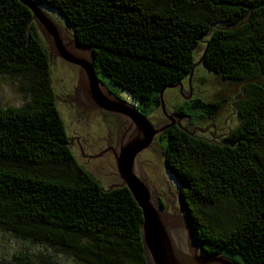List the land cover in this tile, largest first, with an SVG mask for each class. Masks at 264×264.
<instances>
[{
	"label": "trees",
	"instance_id": "trees-1",
	"mask_svg": "<svg viewBox=\"0 0 264 264\" xmlns=\"http://www.w3.org/2000/svg\"><path fill=\"white\" fill-rule=\"evenodd\" d=\"M34 1L91 49L96 73L144 105L159 106L162 87L202 55L208 71L243 84L238 122L219 142L173 126L161 153L201 251L264 264V0ZM0 73L33 83L31 102L0 107V227L82 264H149L129 190L104 188L67 144L47 48L18 0H0ZM225 101L196 97L191 108L212 120Z\"/></svg>",
	"mask_w": 264,
	"mask_h": 264
},
{
	"label": "rangeland",
	"instance_id": "rangeland-1",
	"mask_svg": "<svg viewBox=\"0 0 264 264\" xmlns=\"http://www.w3.org/2000/svg\"><path fill=\"white\" fill-rule=\"evenodd\" d=\"M41 8L48 19L52 20V24L63 36L64 43L73 40L69 27L65 24L58 12L49 9L46 6L34 1ZM37 32L41 36L44 45L48 51L49 70L51 86L56 96V105L58 111L63 118L68 135L70 138L74 135V130L84 128L88 136L97 138L101 136L100 127L110 124L114 117L110 114L106 115H85L83 109L75 108L73 102H70V95L77 84L78 71L75 67L64 62L60 58L51 53L49 41L39 24L32 18ZM46 38V39H45ZM196 57L199 53H195ZM98 83L105 88H110L109 92L112 96L125 102L127 105L134 107L138 113L146 118L155 128L164 126L166 120L169 121L171 116L170 109L180 108L186 117L178 118L177 122L181 126H185L196 135L203 136L211 141L219 142L227 131L235 126L238 122L234 102L242 97L243 84L225 81L216 74L208 71L203 65H197L193 70V74L188 83V77L181 81L182 87L177 88V101L171 100L173 93L172 88H168L163 92V107L161 105H144L135 100L127 91L119 89L111 83L106 75L100 70L97 71ZM31 77L23 74H6L0 73V107L7 108L22 107L31 102ZM196 97L202 100H212L218 97H224L226 101L222 104L219 111L214 115L212 120L201 119L199 111L192 110L191 100ZM73 101V100H71ZM73 104V107H70ZM160 113L165 117L164 122L157 120L152 123L151 113ZM166 115V116H165ZM179 115V114H177ZM180 119V121H179ZM183 119V120H182ZM114 129V127H113ZM112 129V132L114 131ZM80 131V130H79ZM163 133V132H162ZM74 139V138H73ZM95 143H99L94 139ZM166 139L156 136L152 150L138 155L139 172L142 174L160 204L162 211L174 216H184L178 199V184L175 178L167 171L163 162V154L161 148L165 145ZM76 160L83 165L92 176H94L104 188L112 187L118 183L112 172L116 173L115 165H104L102 168V160H95L89 163L83 161L80 157L77 147L69 144ZM54 172L61 169L58 165H49ZM235 261L243 264L239 257L235 256ZM0 264H82L78 262L72 253L60 246L51 245L50 243L41 241H33L30 238H22L16 236L13 232L6 228L0 227Z\"/></svg>",
	"mask_w": 264,
	"mask_h": 264
},
{
	"label": "water",
	"instance_id": "water-1",
	"mask_svg": "<svg viewBox=\"0 0 264 264\" xmlns=\"http://www.w3.org/2000/svg\"><path fill=\"white\" fill-rule=\"evenodd\" d=\"M31 13L32 18L41 25L51 49V53L64 62L78 67V80L74 91H79L83 97L93 105L92 111H85V115H106L109 113H98V111H111L126 116L133 130L125 142V147L115 156V169L118 185L125 186L137 206L141 210L142 222L140 227L144 253L149 264H239L234 259L219 253L204 254L193 234L191 223L185 214L180 196L177 194L181 211L184 216H174L162 211V204L156 197L142 174L139 172L138 155L152 150L156 136L164 132L170 125L155 128L150 122L142 117L138 111L125 102L114 97L118 103L105 100L97 87L98 77L93 66V52L73 37L69 43L68 39L55 29L52 20L48 19L34 0H18ZM39 4L41 2L37 1ZM66 24V23H65ZM67 25V24H66ZM46 39V38H45ZM203 56V55H202ZM202 56L191 66L188 73V83L194 68L202 61ZM181 88V81L169 84L159 91V105L163 107V92L166 88ZM80 96V95H79ZM75 108H79L74 106ZM81 109V108H79ZM111 115V114H110ZM178 128L187 131L185 126L179 122L174 123ZM190 134L194 132L190 131ZM69 144V141H67Z\"/></svg>",
	"mask_w": 264,
	"mask_h": 264
},
{
	"label": "flooded vegetation",
	"instance_id": "flooded-vegetation-1",
	"mask_svg": "<svg viewBox=\"0 0 264 264\" xmlns=\"http://www.w3.org/2000/svg\"><path fill=\"white\" fill-rule=\"evenodd\" d=\"M71 66L75 67L79 73L77 66H75V65H71ZM97 87L99 89L101 96L105 100H107L111 103H117V104L119 103L120 104V102L117 101L116 99H114L112 94L109 92L108 89H110V88H108V86H107V88H105L103 85L98 84ZM166 89H168V88H166ZM172 89H173V93L171 96V100L176 99V101H177V88H172ZM110 90L113 91L112 89H110ZM69 97H70V102H73V104L75 106H77L81 109L87 110V111L93 110V105H91L83 97V95L79 91H74V89H73L72 94ZM55 98H56V96H55ZM71 100H73V101H71ZM73 104H70V107H73L74 106ZM179 109L180 108H175V107L170 109L169 113L171 112V116H169L170 117L169 121H167L165 119V117L163 115H161L159 112L158 113L152 112L151 113L152 123L155 124V122L157 120H159L160 122H164L166 120V122L164 123L165 125L172 124L171 127L167 128L166 130L172 128L173 126H176L174 123L177 122L178 118L181 119V117H184L181 114L182 110H179ZM102 110L103 111L99 110L98 113H104V112L109 113L114 118L110 124H105V120L102 122L103 126L100 127L101 136L94 138V139H97L99 141V143H95L93 137L88 136V133L84 128L79 129L80 131L78 129L74 130L73 131L74 135H72L71 138L68 135V141H69V144L74 143V145L77 147V150H78L80 157L83 159L84 162L89 163L91 161H95V160L100 159L103 161L102 162V168L104 167V165H109V166L113 165V167H111V168L114 169V165H115L114 158L125 147L124 146L125 142L127 141L128 137L130 136V134L133 130V126H132L130 120L126 116L119 114V113L107 111L104 109H102ZM177 114H179V115H177ZM180 119H179V121H180ZM113 127H114V129H113ZM112 129L114 130L113 132H112ZM112 174H114L115 177L117 176L115 172H112ZM116 181L118 183L113 184V186L118 185L120 183L119 179H117Z\"/></svg>",
	"mask_w": 264,
	"mask_h": 264
}]
</instances>
